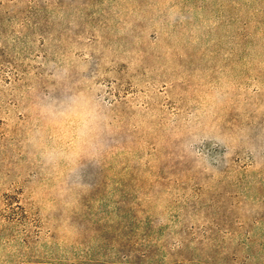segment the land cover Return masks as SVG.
Masks as SVG:
<instances>
[{
  "label": "rangeland",
  "instance_id": "rangeland-1",
  "mask_svg": "<svg viewBox=\"0 0 264 264\" xmlns=\"http://www.w3.org/2000/svg\"><path fill=\"white\" fill-rule=\"evenodd\" d=\"M0 264H264V0H0Z\"/></svg>",
  "mask_w": 264,
  "mask_h": 264
},
{
  "label": "clouds",
  "instance_id": "clouds-1",
  "mask_svg": "<svg viewBox=\"0 0 264 264\" xmlns=\"http://www.w3.org/2000/svg\"><path fill=\"white\" fill-rule=\"evenodd\" d=\"M79 122V134L76 136V139L73 141V146L78 147L79 141L85 137L88 133V125L87 122H85V116L80 115L76 118V120L73 121V123Z\"/></svg>",
  "mask_w": 264,
  "mask_h": 264
}]
</instances>
